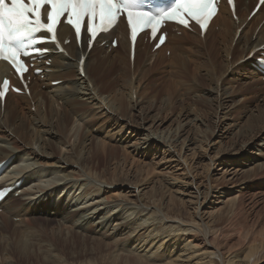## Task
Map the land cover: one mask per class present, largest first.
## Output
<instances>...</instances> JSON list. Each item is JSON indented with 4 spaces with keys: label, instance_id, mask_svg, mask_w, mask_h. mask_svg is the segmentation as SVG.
Returning a JSON list of instances; mask_svg holds the SVG:
<instances>
[{
    "label": "bare ground",
    "instance_id": "obj_1",
    "mask_svg": "<svg viewBox=\"0 0 264 264\" xmlns=\"http://www.w3.org/2000/svg\"><path fill=\"white\" fill-rule=\"evenodd\" d=\"M257 1L237 0V20L223 2L205 36L197 28L190 31L168 24L165 28L168 38L156 51L153 50L154 43L142 35L138 39L134 61L131 59L129 30L124 19H120L111 31L102 34L92 47L86 41L81 47L78 46L72 29L68 25H60V42L65 51L61 52L54 45H49L53 52L36 61L44 71L39 75L31 72L27 78L29 93L10 92L4 105H0V165L4 169L7 163L8 169L11 165L13 167L9 174L8 171L3 174L6 171L3 168L0 170V189L14 188L0 203V230L15 226L19 231L18 235L0 236L2 264H17L14 253L17 251L27 254L29 245L37 252L40 261L37 264H83L66 259L49 238H42L43 230L31 227L39 221L38 218L33 221L35 213L43 214L45 226L42 227H52L49 230L57 241L60 238L70 240L79 237L81 241L89 238L93 243L89 248L90 253H99V261L103 264H131V258L135 262L134 258L139 261V256H142L143 263L152 259L162 260L167 256L166 251L161 252L162 248L168 250L170 247L180 251L177 252L176 260L161 264L264 263L263 213H256L251 223H247L251 216L249 209L254 205H264L261 194V185L264 183V10L250 16ZM68 37L71 42L64 44ZM114 37L118 39V46L115 48L112 47ZM48 61H51L50 65L47 64ZM82 61L84 71L80 67ZM160 66H169L171 70L165 71V76L172 79V83L174 81V86L178 85L181 95L184 92L190 94V91H186L191 89L187 88L188 83L185 84L186 78L194 76L199 86L207 80V87L203 86L201 90L197 86L195 88L203 95L211 93L215 98L213 105L211 104L215 111L214 127L206 125L200 115L185 110L176 116V125L161 130L165 120L160 113L150 115L143 102L151 89L148 81L153 69ZM232 67L237 68L229 73ZM0 73L1 76L9 75L5 64H2ZM13 80L15 84L19 83L17 79ZM168 90L171 91L170 88ZM153 95L155 93L152 97ZM234 95H237L235 99H238L239 106L235 111L242 113L238 120L240 123L236 128L235 122L229 120L227 125L220 127L219 124L230 119L229 113L233 111L232 105L236 102L232 103ZM32 108L36 111L32 112ZM133 109L137 111V120L128 114ZM102 118L113 122L117 129L112 133L115 128L105 127L108 139L113 140L114 134L124 130L138 138L142 135L145 139L156 136L157 140L149 139V145L164 148L170 157L169 161H177L174 166L176 170H183L186 164L189 165L188 159H185L188 151L192 152L189 154L192 159L198 153L205 152L203 161H206L209 169L207 180L205 183L199 182L197 171H192L189 165L185 168L187 178L180 190L184 196L179 197L180 201L189 197L190 203L197 204L196 219L178 218L172 214L171 207L166 206L159 198L147 199V186L131 182L128 173H119L118 167L114 171L107 169L106 174L97 172L92 155L98 154L100 157V150L105 155L108 150L113 153L110 142L101 137L96 139L90 132L91 127L99 125ZM191 122H195L194 126L188 127ZM191 129L198 132V137L191 135ZM232 132L233 138L223 144L222 138ZM93 141L97 142V149L98 144L101 147L90 154V143ZM178 141L181 143L176 149L174 143ZM217 144L222 145L213 150H216V154L209 153L206 146L213 149ZM192 145H196V148H190ZM202 159L203 156L199 160ZM244 159H248V166L230 173L234 177H239L242 173L245 175L237 181L242 182L234 200L238 206L232 209L229 217L232 228L233 225L239 227V234L236 236L243 252L236 260H225L224 255L231 251L229 242L234 237L235 230L230 233L219 225L212 227L204 217L203 208L210 195L216 193L214 197H217L225 194L223 187L220 190L221 186L213 185L217 178L210 174L211 169L221 162V165L230 167L234 162ZM25 160L39 165L38 169L29 173V165H19L20 161ZM3 162L5 163L2 164ZM46 167L53 170L50 173L54 177L58 176L63 181L62 186H57L61 182L56 180L58 184L46 187L48 190L44 187L46 192L41 196L25 193L23 189L24 196H35L16 198L20 181L24 180L27 184L48 175ZM228 170L224 169L218 179L224 182ZM171 174L173 172H169ZM104 186L127 187L129 194L111 197L105 195L104 199L110 204L105 212L98 211L94 205L85 206L90 201L86 199L89 189L95 187L94 190H105ZM75 187L85 191L78 199L75 192L72 194ZM65 189V198L53 199L56 193L66 192ZM140 194L139 200L132 197ZM156 195L160 196L158 190H155ZM247 196L251 199L245 203ZM120 197L122 198L119 199ZM83 198L84 201L81 200ZM201 199L204 200L200 202ZM171 200L178 201L173 196ZM73 203L77 206L75 209L72 208ZM248 206L250 207L247 208ZM89 211L91 212L88 213ZM29 214L32 224L27 225L25 221ZM179 239L185 240L183 245L177 244Z\"/></svg>",
    "mask_w": 264,
    "mask_h": 264
},
{
    "label": "rangeland",
    "instance_id": "obj_2",
    "mask_svg": "<svg viewBox=\"0 0 264 264\" xmlns=\"http://www.w3.org/2000/svg\"><path fill=\"white\" fill-rule=\"evenodd\" d=\"M169 53H170V51L167 53L168 57L170 56ZM49 62L50 61H48V63ZM236 68L237 67H232V69L229 70V73H232ZM168 69H170L169 66H160V67L153 69L154 72L148 81L149 85H151L150 92L148 93V95L146 94V96L143 98L144 99L143 100L144 106L147 107V108H145V110L148 111L150 113V115L160 113L161 117L166 122L161 127V130L167 129L168 126L173 127L174 125H176V119H177L176 116L185 110L188 112L191 111L192 114L200 115L203 118L204 122L207 123L206 125L211 124V126L214 127V124H213L214 118L213 117L215 116V114H214L215 111H213L214 106H211V104L213 105L215 98L213 99L214 96L211 93H207L206 95H203L202 92L198 91L195 88V86H197L198 88H200L199 90H201V88L203 86L207 87L209 85L207 80H204L199 86L198 83L195 81L194 76H190V77L186 78L185 84L188 83L189 87L187 86V88H191L190 90L186 89V91H188V92L190 91L189 92L190 94L188 95L186 92H184L183 95H181L178 92L179 91L178 85L174 86V81L172 83V79H168V77L165 76L166 72L169 71ZM152 77H153V79H152ZM191 77H193V79H191ZM162 79H164V80H162ZM158 80L160 82H158ZM175 81L178 82V80H175ZM155 83H156V85L154 86ZM222 83H223V81L220 82V84H222ZM168 88H170L171 91H169ZM154 93H155V95H153V97H154L153 98L152 94H154ZM160 93H162V94H160ZM159 95L162 98L164 96V98L162 99ZM149 96H151V97H149ZM176 97H178L179 99H177ZM236 97H237V95H234L232 97L233 98L232 103H234L235 101L236 102L234 105H232V108H234L233 111L231 113H229V114H231L230 119L227 118L226 119L227 122L225 121L224 123L219 124L220 127L227 125V123H229V120H233L236 124V128L238 127L237 124L240 123L238 120H240L242 113L241 112L239 113V111H235L237 107L239 108V106L237 105L238 99H235ZM151 98L153 99L154 102L152 101ZM172 98H174V99H172ZM155 100H156V103H155ZM170 101L172 103H170ZM177 101H179V102H177ZM152 103H153V105H152ZM160 103H162V104L158 105ZM157 107H159V109H157ZM151 108H153V109H151ZM174 108H176V109H174ZM262 108L264 109V105ZM174 110H175V113H174ZM31 111L35 112L36 110H35V108H32ZM128 114L134 116V119H136V120L138 119L136 110L133 109V112H131L129 110ZM236 118H238V119H236ZM194 124H195V122L188 123V127H191V126L193 127ZM216 125H217V123H216ZM106 126H109L108 127L109 129L115 128L113 122H110V121L107 122V119L102 118V119H100L99 125H93L90 129V132L92 133V135L94 137H97L96 139H98L100 137L104 138V140H106L107 142H110L109 145L113 149L112 154H111L110 150H108L109 152L107 155H105L106 153L104 154V152L100 150L99 151L100 157H98V154L92 155V157H91L92 162L96 166L97 172L99 171V172H101V174H106L105 171L107 169L114 171L118 167L117 171L119 173L120 172H122V173L126 172L125 174L128 173L127 175L131 178V182H133V183H136V182L144 183L147 186L145 189V190H147V195H146L148 197L147 199H149V198L158 199L159 198V200L162 203H164L166 206L169 205L168 207H171V212L173 211L172 214L177 216L178 218H182L184 220H186V219L191 220L193 218L196 219V212L197 211L195 210V208L197 207V204L190 203L188 201L189 197H187L186 199L181 200V201H180L179 197L182 198L184 196V193H182V191H180V190L182 187H184V183H185V180L187 178L184 171H185V168L188 167L189 165L192 167V171H194V172L197 171L196 173L198 174L199 182L205 183V181L207 180V176L209 175V169L207 168L206 161L205 162L203 161V160H205V158H204L205 152H200V154L198 153L197 155H195V158L192 159L191 155H189V154H192V152L186 151L187 153H185V154L187 155V157L185 159H186V161L188 159L189 165L183 164V165H185L183 167V170L182 169L176 170L177 168H175L174 166L177 163V161H173V160H172V162L169 161L170 157L168 156L167 153H165L164 148L160 149V147H159V149H158L157 147H152L151 145H149V143H150L149 139L154 138L155 140H157L156 136H153L152 138H147L148 139L147 140V139H145L144 135H142L140 138H138V136L130 135L128 130H124L120 133L114 134V136H113L114 139L112 140V139L106 138V134H105L106 129H107V128H105ZM195 127H196V125H195ZM199 129L201 130L200 127H199ZM203 129H205V128H203ZM116 130L117 129L115 128L112 131V133H114V131H116ZM193 130L194 131H192V129H191V131H190V133H192L191 135H193V136L197 135V137H198V132H195L196 131L195 129H193ZM162 135H164V134H162ZM233 136H234V133L232 132L229 134V136L227 135L225 138H222L221 142L223 144H226L230 139L233 138ZM146 141H148L147 144H145ZM93 142L90 143V145L92 146V152L90 154L95 152V150L96 151L99 150L101 147V145L98 144V149H97L96 148L97 142L96 141H93ZM179 143H181V142L178 141V142L174 143L176 145V149L179 148V146H178V145H180ZM95 144H96V146H95ZM221 145L217 144L216 147H212L213 149H210L208 146H206V148L208 149L209 153L216 154L215 153L216 150L215 151H213V150L216 149L217 147L221 146ZM190 148H196V145H192V146H190ZM183 151H184V149H183ZM101 153H103V154H101ZM101 155L103 157H101ZM128 155H129V157L131 155L130 159H129V157H127ZM96 156H97V158H95ZM202 156H203V159L199 160L202 158ZM93 157H94V159H93ZM104 157L106 159H102ZM174 158H177V157H174ZM93 160H95V161H93ZM5 162H3L2 164H4ZM13 162H15V161H13ZM247 162H248V159H244L241 162H234V164H232L230 167H228L224 163H223L224 165H221V163H222L221 162V163H218L219 164L218 166L216 165L217 167L214 166V168H212L210 171V174H212L214 176L213 178H217L216 181H213V185L221 186L220 190H223V188H224L225 194H223L224 196L221 195V196L214 197V195L216 194V193H214L207 198L206 204L204 205V208H203L204 217L207 221L208 220L210 221V225L212 227H216L219 225L221 228L228 230L230 233L235 230L234 234H233L234 237H232V239H230V242H229V247L231 248V251L230 252L227 251V253L224 255L225 260H230V259L236 260L242 255V252H243L241 247H240V244H239V238H238V236H236V234L237 235L239 234V233H237V232H239V227H237V225H233V228H232L231 222L229 221V217H230V213L232 212V209L235 208L237 205L236 203H234V200H235V196L239 193L238 188L242 185V182H237V181L239 179L244 178L245 174L242 173L239 175V177L238 176L234 177V175H231L230 173L239 169L240 167H243V168H245V166L247 167L248 166ZM7 165H8V163L5 165V169L3 168V166H1L3 168V170H6V171H3V174H6L7 171H8V174L10 172H12V169H13L12 165L9 168L11 170H9L7 168ZM19 165H23V166L29 165L30 167L27 169L29 171V173L37 170L39 167V165L35 164L31 160H28V161L25 160L23 162L20 161ZM222 167H223V169H222ZM225 167L228 168L230 170V172L228 170V173L225 176L226 178L223 179L224 182H222L221 181L222 179L219 180L218 178H221V175H222L224 169H226ZM45 171L47 172L48 175L43 176L42 178L38 177L37 180L27 182V184H25L24 180L20 181V184L18 185L20 188L16 192L15 197L20 198L23 196V198H28V197H34L35 195L41 196L46 192V190H48L47 188H49L50 186H56V184H58L57 181L61 182L57 186H62L63 181H61L58 176H57L58 178L56 176L54 177V174L50 173L51 171H53L50 167H46ZM129 171H130V173H129ZM169 172H173V174L169 175ZM231 177L232 178L234 177V178L232 179ZM54 178H57V179H54ZM123 179H124V177H123ZM49 180H50V182H48ZM169 180H171V182H169ZM54 182H56V183H54ZM231 182L233 185L231 184ZM22 186H24V187H22ZM37 186H39V187H37ZM44 187L45 188L47 187L46 190L44 189ZM94 188L89 189V191H88L89 196L86 199H89L90 201L85 206H93L94 205L95 207H97V210L100 212H105L107 209L110 208L109 201L104 199L105 195L111 197V196H120V195L129 194L127 187L114 186V187L109 188L107 186H104L105 190H99V189L94 190ZM261 188H262V192H261L262 198H264V183L261 185ZM23 189L25 190V193H30V194H35V195L24 196L25 193H23ZM155 190H158V193L160 196H158V195L155 196ZM65 191H66V189H65ZM74 192H75V196L77 195V199H78L84 195L85 191H83L82 188H80V187L79 188L75 187L72 194ZM58 194L59 193H56L55 198H53L54 200H61V198H63V197L65 198L67 196L66 195L67 191L66 192L63 191L59 195ZM141 194H142V192H141ZM141 194L138 197H135V196H132V197L138 198V200H139ZM152 196H154V197H152ZM172 196L175 197L176 200H178V201L177 202H175L174 200L172 201L171 200ZM121 198L122 197H120L119 199H121ZM163 198H164V200H163ZM53 199L51 202L54 201ZM169 199H170V201H169ZM250 199L251 198H249V196H247L245 199V203H248L250 201ZM81 200L84 201V198ZM203 200L204 199H201L200 202ZM74 203H73V207H72L73 209H75L77 207V206H75ZM77 203H79V202H77ZM250 206H251V204H250ZM250 206H248L247 208H249ZM256 206L257 205H254L253 207H251L249 209L251 216H249V221L247 222L248 224H250L251 221L254 219V215L256 213H261V214L263 213L262 215L264 216V205H259V207L258 206L256 207ZM117 209H115V210H117ZM90 212L91 211H89L88 213H90ZM35 215L36 216H34L33 221H34V219L37 220V218L39 221H36L34 224L30 223L32 221V217L29 214L26 217L25 223L27 225L32 224L31 227H36L40 230H43L44 234H43L42 238H49L54 243V245L57 247L58 252L62 256H64L66 259H68L74 263L103 264V263H100V261H99V256H100L99 253H90L89 248H90L91 244H93V243L91 242V240L89 238H86L84 241H81L79 239V237L78 238L77 237L72 238L70 240L60 238L57 241L55 239L56 236H53V234H51V232L49 230V229H52V227H50V226H48V228L42 227V226H45L44 225L45 224V217L43 216V214L42 213H35ZM18 233H19L18 227H15V226L14 227L9 226V228L8 229L5 228L4 231L0 230V236L2 234H9V235L13 236V235H18ZM235 236H236V238H235ZM222 240L224 241L223 238H222ZM184 242H185V240L179 239L177 244L183 245ZM233 250H234V252H233ZM164 251H166L167 256L162 260L152 259L149 261H145L143 263L142 262V256H139V261L135 260V258H134L135 262H133V258H131L132 261H130V263L131 264H136V263L138 264L140 262L141 264H147V262H149L151 264H153V263L161 264V263H165L167 261L171 262V260H176L177 252H180L174 247H170L168 250H166L165 248H162L161 252H164ZM1 252H2V247L0 246V253ZM38 258L39 257L37 255L36 250L31 245H29V247H28L27 254H22V253H19L17 251L14 253V260L17 264H37V261H39ZM0 264H2L1 260H0Z\"/></svg>",
    "mask_w": 264,
    "mask_h": 264
},
{
    "label": "snow or ice",
    "instance_id": "obj_3",
    "mask_svg": "<svg viewBox=\"0 0 264 264\" xmlns=\"http://www.w3.org/2000/svg\"><path fill=\"white\" fill-rule=\"evenodd\" d=\"M228 3L230 5L233 4V0H228ZM258 5L257 10H264V0H258ZM45 6L49 9L47 21H49V14H51V24L49 27L54 26L56 30L60 18L66 17L67 24L75 29L78 39L81 38L82 25L85 23L87 24L88 35L93 37V33H89L88 31L89 16L82 10L67 4L66 0H59V2L57 0H0V21L6 20L14 27L39 29L41 25L45 24L42 22V9ZM209 6L212 7L211 11L208 10ZM98 14L106 30L114 25L122 16H126L127 24L131 28L132 38L135 39L138 31L149 27L152 33L155 31L156 36L157 27L161 21H176L186 28L191 26L189 23L191 21L198 25L201 30H204L208 27L209 21L217 14V0H179L171 9L159 17H153L148 12L138 10L127 2L120 4L118 0H107L106 6L102 10H99ZM106 30L96 32L95 37ZM49 34L51 35V33ZM159 39L163 43L165 37L160 36ZM21 59L24 61L27 71H24L22 74L17 71L16 73L23 80L26 78L25 74L29 72V66L22 56ZM4 61L8 62L6 59ZM11 65L16 70L13 64ZM81 74L83 75V72ZM4 81L0 84V92L4 93L0 99L5 98L12 90L20 91L19 88H13L9 80H7L8 83L6 85L7 91H4Z\"/></svg>",
    "mask_w": 264,
    "mask_h": 264
}]
</instances>
